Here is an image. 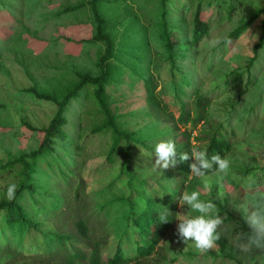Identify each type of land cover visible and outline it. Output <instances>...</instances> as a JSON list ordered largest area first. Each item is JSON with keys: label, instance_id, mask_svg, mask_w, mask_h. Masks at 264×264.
<instances>
[{"label": "trees", "instance_id": "16d2710c", "mask_svg": "<svg viewBox=\"0 0 264 264\" xmlns=\"http://www.w3.org/2000/svg\"><path fill=\"white\" fill-rule=\"evenodd\" d=\"M101 1L88 0L95 26V33L88 41L104 46L95 64L96 74H79L76 84L61 100L39 93L34 87L28 89L37 100L53 103L56 111L45 128L27 126L42 134L35 150L0 166V174L18 171L21 177L15 199L0 200V264H142L157 253L159 243L175 227L178 200L193 176L189 168L191 159L178 164L175 169L154 170L155 145L171 139L175 141L178 153H190L195 148L206 150L209 157L217 153L227 157L232 150L229 137L234 136V129L242 123L248 124L254 108L259 107V112L264 107V84L259 83V92L254 93L255 101L245 115H236L235 105L224 119L209 111L211 99L201 92L194 72L185 69L183 63L191 55V48L208 35L209 24L201 18L200 2L192 16L190 35L186 32L184 17L179 13L187 10L190 0H160L159 16L149 22L150 28L158 30L155 37L163 46L155 55L161 57V63L167 65L169 73L168 82L158 93L156 76L150 70L152 50H141L136 43L127 46L129 40L124 35L130 28L125 27L117 35L120 21L103 16L99 8ZM216 1L219 10L224 9L229 18L233 6H227L228 0ZM84 5L68 7L65 12H75ZM255 17L233 30L228 40L238 38ZM261 28L253 55L245 65V73L250 79L240 97L248 91L252 82L250 71L264 47V23ZM145 31L148 37L147 29ZM126 72L131 79L129 87L136 79L143 82L145 115L150 118L135 130L121 128L118 121H123L125 116L112 113L109 107L108 88L119 87ZM235 73L234 81L240 82L242 72ZM185 88L191 89L189 106L183 100L187 97ZM81 95H86L89 100L79 101L80 105L84 104V109L77 107L76 125L69 121L68 108L71 101L80 100ZM168 95L178 107L176 116L164 102L163 97ZM93 110L96 116L91 119L93 125L89 133L91 136L110 133L104 162L110 170L120 163V170L113 182L92 194L85 186L84 172L88 164L80 153L82 130L78 124ZM74 115L72 113L70 117ZM68 125L74 129V137L66 134L64 128ZM118 156L120 160L117 161ZM232 180L240 183L242 179L235 176ZM118 182L123 194L105 199L104 194L112 193ZM161 216H166L168 222L162 223ZM233 220L238 223L240 232L247 231L243 221ZM65 228L73 230L66 231Z\"/></svg>", "mask_w": 264, "mask_h": 264}, {"label": "rangeland", "instance_id": "374dc122", "mask_svg": "<svg viewBox=\"0 0 264 264\" xmlns=\"http://www.w3.org/2000/svg\"><path fill=\"white\" fill-rule=\"evenodd\" d=\"M199 2L201 18L209 24V31L206 37L191 48V55L183 62L184 68L194 72L201 92L211 99L208 109L212 114L224 119L231 106L235 105L236 115L243 116L255 101L254 93L259 92V83L264 84L262 47L258 61L250 71L252 85H247L248 91L242 97L239 95L250 79L245 73V65L252 57L253 47L262 32L264 13L259 11L264 10V0H228L227 6H233L229 18L224 9L219 10L216 6V0H190L186 11H179L186 22L188 35L192 31V16ZM88 3V0H0V166L35 150L42 134L27 126L45 128L56 111L53 103L37 100L28 91L29 88L34 87L39 93L61 100L76 84L79 74H96L95 64L104 46L88 41L95 33ZM159 3L160 0H102L99 3L106 19H119L121 25L116 29L117 35L125 27L130 28L131 31L124 35L129 40L126 41L127 46L136 43L141 50H152L150 70L156 76L158 93L169 80L167 65L162 64L161 57L155 55L156 50L163 49L155 37L158 30L150 28L152 25L149 23L159 16ZM81 4L85 5L80 10L65 12L66 8ZM253 16H256L255 19L243 33L229 40L227 46L221 43L218 47H209L208 42L213 37L228 38L233 30L247 23ZM145 29L149 38L145 35ZM235 72H242L240 82L234 81ZM130 80L126 72L119 87L108 88L110 110L118 116H125L123 121H118L125 130H135L150 120L145 115L147 106L143 82L136 79L133 86L129 87ZM185 90L187 97H183V100L189 106L191 89ZM163 99L176 116L178 107L173 98L168 95ZM88 100L86 95H81L80 100L71 101L68 108L69 121L77 125V114L74 115L77 107L84 109V104L80 105L79 101ZM258 108L252 110L248 124L238 125L234 129V136L229 137L232 144V150L227 155L231 161L229 173L224 175L214 172L200 178L190 176L185 188L188 192L199 191L202 200H212L217 205L219 214L224 218L225 237L217 242L215 249L200 253L192 242L184 244L178 239L177 220L175 227L159 243L157 253L142 264H264V252L245 254L237 250L234 236L242 232L233 220L239 218L243 221L247 178L253 176L264 182V107L259 112ZM72 113L74 116L70 117ZM131 113L136 115L130 116ZM95 116L93 110L78 124L82 130L79 145L83 148L80 153L88 164L84 172L85 186L87 192L92 194L113 182L120 170V163L114 170H110L104 162L111 140L110 133L93 136L89 133L93 125L91 119ZM98 117L102 118L99 114ZM64 129L66 134L74 137V129L70 125ZM181 130L184 128L181 127ZM86 139L90 141L86 142ZM116 160H120V157H116ZM17 172L0 174V200L6 198L10 184L19 185L21 177ZM235 176L242 179L240 183L233 182ZM120 187L121 183L118 182L112 193L104 194L105 199L123 194ZM177 208L180 214H193L187 206L182 208L178 203Z\"/></svg>", "mask_w": 264, "mask_h": 264}, {"label": "clouds", "instance_id": "9594fccd", "mask_svg": "<svg viewBox=\"0 0 264 264\" xmlns=\"http://www.w3.org/2000/svg\"><path fill=\"white\" fill-rule=\"evenodd\" d=\"M258 37L256 36V39ZM209 47H218L221 43H230L227 37H213L209 40ZM156 169H175L182 162L193 161L189 164L190 174L195 177H205L215 170L217 173L227 175L231 167V161L220 154L209 157L206 150L192 149L188 152H177L174 140H161L155 145ZM17 186L10 184L7 187L6 198L9 201L15 199ZM245 214L244 224L247 231L237 233L234 236V244L238 251L248 254L253 251L264 252V182L258 178L249 176L245 182ZM183 208L187 206L192 215L178 213L179 221L176 234L184 244L192 242L200 253H207L218 246V241L226 235L224 218L219 214L217 205L212 200H202L201 193L197 190L185 191L178 200ZM162 223L168 222L166 216H161Z\"/></svg>", "mask_w": 264, "mask_h": 264}]
</instances>
